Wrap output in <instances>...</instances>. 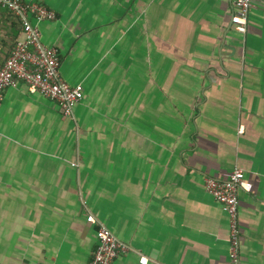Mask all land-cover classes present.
<instances>
[{
  "label": "crops",
  "instance_id": "1",
  "mask_svg": "<svg viewBox=\"0 0 264 264\" xmlns=\"http://www.w3.org/2000/svg\"><path fill=\"white\" fill-rule=\"evenodd\" d=\"M84 97L66 116L20 82L0 102V264H231L230 218L205 189L236 168L242 264H264V0H24ZM21 20L0 8V69ZM94 215L96 223L89 222ZM141 259L146 262L141 263Z\"/></svg>",
  "mask_w": 264,
  "mask_h": 264
},
{
  "label": "built area",
  "instance_id": "2",
  "mask_svg": "<svg viewBox=\"0 0 264 264\" xmlns=\"http://www.w3.org/2000/svg\"><path fill=\"white\" fill-rule=\"evenodd\" d=\"M253 1H234L232 23L240 31L247 30ZM0 8L12 12L23 25V37L16 41L11 54L0 69V102L4 99L6 89L22 82L31 93H39L56 101L66 116H73L74 105L84 97V86L71 85L63 78L59 49L42 41V31L39 27V23L43 21L56 20V11L41 2L24 0H0ZM253 186V182L241 168H236L227 180L210 175L205 177L206 191L214 196L229 214L231 264H242L239 192L251 191ZM88 221L96 223L97 219L94 215H89ZM128 251L129 247L125 242L109 228L101 226L97 230V247L89 264H114L119 256ZM145 262L141 259V263Z\"/></svg>",
  "mask_w": 264,
  "mask_h": 264
}]
</instances>
